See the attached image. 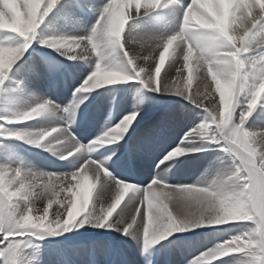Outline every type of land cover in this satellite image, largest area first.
<instances>
[{
    "label": "snow or ice",
    "instance_id": "obj_1",
    "mask_svg": "<svg viewBox=\"0 0 264 264\" xmlns=\"http://www.w3.org/2000/svg\"><path fill=\"white\" fill-rule=\"evenodd\" d=\"M57 3L58 0H43L40 8L33 15L31 0H0V18L7 21L9 25L13 21L20 22L18 29L0 27V34H3L0 35V48L12 49L16 53L10 67L0 75V85L3 84L9 71L30 47V44L37 40L42 45L55 49L60 55L69 59L87 61L94 54L99 57V61L95 63L94 70L74 93L76 103L60 108L54 102L45 100L22 111L13 112L10 118L0 117V137L25 141L51 151V142L46 145H42L41 142L52 137L54 133H59L60 135L55 137L56 142L63 143V137L66 136L72 147L53 154L58 155L60 159H68L74 152H79L81 146L71 134V123L75 122L74 116L80 104H83L87 99V96H81V93H89L93 90L87 89L85 81L93 72H96L104 74L107 81L105 85L136 78L152 92L181 96L207 113L205 121L190 129L182 139L181 145L165 155V160L180 156L185 151H206V148L197 147L192 143L197 138H206L208 143L217 145L218 151L230 157L232 166L225 172L217 173L211 180L202 179V181L192 184L170 185L164 182L165 175L159 173L142 188H137L133 183L121 181L115 175H109L103 170L102 165L106 166L109 162H114L113 158L117 156L116 149L107 150L108 154L99 162L96 159L88 158L70 174L37 173L22 166L12 167L11 163L6 161L0 164V264H18L19 249L26 239L30 237L42 239L44 232L55 234L57 230L68 231L74 222L92 223L96 227L108 225L115 231L137 240L143 245V251L148 253L151 250L150 246L156 245L172 233L207 225L198 224L201 219L199 215L201 208L210 199L209 194L223 198L225 188L229 184L237 185L239 190L244 193L245 198L248 196L253 198L251 203L254 207L251 211V219L232 221L246 223L248 227L228 240L221 241L207 249L198 257L188 261V264H213L214 261L228 257L230 254L232 259L228 264H264V221L261 220V212L264 211V147H261L258 142L259 137L264 135V128L251 129L246 126L248 118L252 116L253 109L258 104L249 113V102L253 98L256 86L260 84L261 79H264V7H260V11L256 15H251L250 9L243 31L236 33L233 26L237 19V13L236 6L232 5L227 10V22L231 25L229 35L234 39L229 41L214 27L189 28L185 19L186 16L194 15L213 24L223 13L222 0H187V2L185 0H130V2L124 3L125 7L127 8L129 5L135 7L127 16L122 14L123 28L111 51L102 46L94 51L89 44V38L95 36L94 29L97 21H100L102 16L107 17L114 11V6L118 4L113 0H107L101 6L96 23L87 35L44 36L38 32L39 25ZM207 3L216 5L217 10L208 9ZM256 5L255 0H252L251 8ZM84 7L79 0H74L69 4L67 14L74 15L75 10H82ZM169 7L180 10L179 28L166 37L150 36L140 40H136L129 32L128 41L130 43L139 42L143 49L142 51H130L129 47L125 46L124 37L129 21L141 15L147 16L152 11ZM21 9H26V11H21ZM29 24H31V30L26 31ZM193 35L210 46L222 42L221 46L214 47L215 53L221 57H225L229 53H236L242 64L233 98L230 123L227 128L220 124L221 105L217 92L206 90L207 86L203 85L202 91L198 88L193 94L169 79L173 68H176L179 63L178 59L168 65L161 75V66L164 64L165 55L175 42H180L178 45L180 47L179 55L183 56L184 61L185 56L189 54V45L199 53L200 50L196 47ZM64 41L71 42L74 46L78 43L80 46L76 47L74 51H67L61 46ZM170 42L171 47H169ZM161 48L162 51H159L157 59L156 53ZM118 51L122 53V58L116 55ZM185 64L183 67L188 68L185 67ZM126 71L129 74H125ZM177 76L183 78L181 69H177ZM204 78L207 79L206 76ZM188 80L191 81L190 72ZM101 87L98 86L94 89ZM258 102L264 104V96ZM50 108L70 113L73 120L65 126L48 129H9L7 127L8 124H20L39 118ZM138 115L139 111H133L123 117L119 124L91 142L87 146V152L92 153L101 140L114 143L122 139ZM109 137L111 139H107ZM245 138L248 140V152H242L233 143L236 139L242 143ZM86 172L91 173L93 187L96 184L99 185L100 191L99 194L98 191L96 193L97 199L102 197L109 201L107 205L101 203L93 213L88 212L87 196L81 198L80 190L89 180ZM6 176L10 178L8 181L5 180ZM10 189L14 190L10 191ZM129 192H138L139 194L129 199L127 203H123L121 207V202ZM61 193H65L62 198ZM44 199L47 200V205L43 209L33 207L37 200ZM78 201L79 210L77 211ZM54 203L59 207L52 212L50 219L49 209ZM170 204L173 205L172 210H170ZM118 207L120 209L118 216L109 225V218L113 217V213ZM41 221L51 227H37L36 225ZM172 222L196 226L179 229L164 227L165 224ZM239 240L254 243L249 247H245L243 244H239L237 247Z\"/></svg>",
    "mask_w": 264,
    "mask_h": 264
},
{
    "label": "bare ground",
    "instance_id": "obj_2",
    "mask_svg": "<svg viewBox=\"0 0 264 264\" xmlns=\"http://www.w3.org/2000/svg\"><path fill=\"white\" fill-rule=\"evenodd\" d=\"M73 2L74 0H58V3L54 5L53 9L47 16H45L44 20L39 25V33L48 37H74L87 35L91 27L96 23L101 6L104 5L107 0H79V2L85 7L82 10H75L74 15L70 16L67 14V9L69 4ZM185 2H187V0H185ZM134 7V5H129L126 8L124 4H119L114 6V11L118 16L120 14L127 16V14L131 12ZM206 7L213 11L217 10V6L212 3H207ZM21 11H26V9H21ZM259 11L260 6L256 5L254 8H251V15H256ZM234 19L236 18L234 17ZM179 22L180 10L175 7L158 9L150 12L147 16L141 15L133 18L126 26L124 33L125 46L129 47L130 51L133 52L142 51L143 49L141 48V44L139 42L130 43L128 41L127 37L129 32L133 34L136 40L150 36L166 37L167 35L174 33L179 28ZM192 23L195 25L194 20ZM244 24H246L245 20L236 19L233 26L235 32L241 33L243 31L242 25ZM197 27L199 26L197 25L196 28ZM193 30H195V28H193ZM179 43V41L175 42L172 48L169 49V52L165 55L164 64L161 66V75H163L168 65L178 59L179 63L176 68H173L172 75L169 79L175 81L179 87L185 88V90L190 93L194 94L198 88L202 91L203 84L201 83V80L203 77L206 76L208 83H212L211 77L207 75V66L205 65L204 67H199L194 56L193 59L188 62L189 67L184 68L183 65L185 64V61L183 60V56L179 55ZM159 51H162V48L156 53L157 59ZM34 52L35 53L27 66L28 69L19 76L18 73L17 75L14 74V79H11L15 82L12 81V85L7 86L6 91H4L5 94L2 96V99L5 100L7 108L11 106V110L6 116L11 117L12 113L15 111H22L45 100L54 102V95L51 91L52 87L54 86V94H57L63 88H56V81L53 82L52 79L47 80L48 78H46L47 74H49L52 70H50L51 67L48 65V63L52 60L57 59L59 62H63V65L66 67L65 72H72L74 76V83L78 81L81 75L89 72L88 66L99 61V57L94 54L89 57L87 61L72 60L60 55L55 49L45 45H43L42 49H36ZM116 55L122 58L121 52L118 51ZM141 63H143V61H141ZM17 65H19V60L16 64H14L9 73H12ZM177 69L182 70V79L177 76ZM189 69H191L190 82L188 80ZM84 77L85 76H83V79ZM126 85L129 86L121 87L119 84L104 85L99 89H93L89 93H81V96H87V99L83 104H80L74 116L75 122L71 123V134L76 138V140L81 139V142H79L81 150L79 152H74V154L68 159H60L58 155L53 154L54 152H63L67 148L72 147L66 136L63 137V143H57L55 137L60 134L54 133L52 137H48L47 140L41 142L42 145H46L51 142V151L46 150L45 147H38L17 139H14V143L10 142L9 144L3 145V151L0 152V164L7 161L11 163L12 167L22 166L37 173L70 174L78 169L88 158L96 159L97 162H99V160L104 159V156L108 154L107 150L116 149L117 156L113 158L114 162H109L106 166L102 165L103 170L109 175H115L121 181H128L131 183L135 182L134 185L137 188H142L140 187V184H142L143 180L146 181L144 182V185H146L159 173H163L165 175L166 180L164 182L170 185H181L192 184L194 182L202 181V179L211 180L217 173L227 171L224 168L223 157L220 156V153H215L216 155L214 159H209L206 163L204 162L205 164L203 163L204 166L202 168H200V163L197 161V158H195L201 151H185L180 156L171 157L170 160H165V154L170 153L177 146H180L185 134L188 133L190 129L205 121L207 113H205L202 109L195 107L187 99L181 96H177L175 94L155 93L147 88L145 90L142 83L140 86H134L133 88L132 86L130 87V84ZM125 88L128 89V92L125 95L120 94L117 96L118 94L116 92H122ZM102 94L103 96L100 98L102 100L95 103L98 96ZM115 95L117 97H115ZM127 95L129 96L128 103L127 100H125ZM103 97L106 98L103 99ZM178 98L182 101V103L178 100ZM71 101L72 104L76 103V100H73L72 98ZM167 103L170 107L166 106ZM109 105L112 106V110L114 108L119 112L118 116L120 122L123 117L133 111H139V115L129 126L122 139H119L114 143H100L92 153H89L87 152V146L106 132L102 129H104V124H107L108 121H105L106 118L103 116V113L105 111V107H108ZM259 105L261 107H259ZM87 111H91L90 116H88L87 119H84L83 116ZM165 111H169V113H166L165 115ZM162 114L169 117V123L165 125H158L159 120L162 118ZM98 116L100 117L99 120ZM95 119L97 121H95ZM72 120L73 116L70 113L50 108V110L43 116L34 118L28 122L14 124L15 126L12 125V127L15 129H48L56 126H65ZM247 122L250 123L251 129L264 128V104L258 102L256 108L253 109L252 116L248 118ZM151 125H154L156 129L158 128L157 130L162 129L163 132L172 130L173 133H178L174 138L175 140L177 139L176 142H174L173 145H164L161 148H156L155 146L148 147L146 144L141 146V144H138L140 134L144 132V128ZM178 125L181 126L179 127ZM181 128H183V131L180 133ZM78 130L87 131L90 135L88 141H82V135L79 136L75 133V131ZM128 140H130V161L127 160V154L123 151ZM82 142L84 144H81ZM192 143L197 147H204L207 150L215 148L214 152H217L218 150L217 145H215V147L211 146L210 143L206 141V138H197L193 140ZM20 145L24 146L25 149H23ZM150 148L154 151V155H152L153 153L149 151ZM160 154L162 155L158 158ZM131 161L133 163L132 170H130V167L132 166ZM156 166H159L158 169H156ZM197 172V177H191V174ZM85 174L89 176V180L84 183L83 189L80 190L81 198L87 196L88 212L93 213L101 203L107 205L109 201L104 200L102 197L97 199L96 193L98 191L99 194V185L96 184L95 187H93L94 182L91 180V173L86 172ZM6 179L9 180L10 178L8 177ZM138 194V192H129L128 196L126 195L124 201L121 202V207L123 206V203H127L129 199L137 196ZM64 195L65 193H61V198ZM46 205V199L37 200L33 207L36 209H43ZM58 207L59 205L54 203L49 209L50 219L52 212ZM169 207L170 210L173 209V205L170 204ZM78 210L79 201L77 203V211ZM119 210L120 209L118 207L116 212L113 213V217L109 218V225L117 218ZM88 224L93 231L97 233L103 232V238L98 240L97 243H94V245L87 244L85 247L81 248L77 252L76 261L71 259L68 262H58L57 260L47 258V260L41 262V264H103L108 257L110 248L112 247H114V249L116 248L115 250L117 251V255L120 256L114 260V262H116L115 264H119V260L123 258L124 259L120 262V264H126V258L128 260L127 264H154L158 257H166L167 261H171L170 263L167 262L168 264H177L178 261L185 264L190 261L188 258L190 250H184L186 249L185 245L183 248L180 247L178 235L182 232L170 234L164 240L159 241L156 245L150 246L151 250L148 253H145L143 251V245L130 236L123 235L121 232L115 231L108 225L104 227H96L92 223ZM207 226H202L198 230V234L204 232L202 235H205L208 233V228H206ZM202 235L195 237L198 238V242H201L202 240L205 241V238L202 237ZM163 246L164 249L162 248ZM118 249L123 250V253ZM163 262L165 263V261Z\"/></svg>",
    "mask_w": 264,
    "mask_h": 264
},
{
    "label": "rangeland",
    "instance_id": "obj_3",
    "mask_svg": "<svg viewBox=\"0 0 264 264\" xmlns=\"http://www.w3.org/2000/svg\"><path fill=\"white\" fill-rule=\"evenodd\" d=\"M179 24H180V22H179ZM39 30L40 29L38 28V32H39ZM0 35H3V34H0ZM42 48H43V45L38 40L32 42L30 44V47L22 54L21 58L19 59V65L16 66L17 68L15 67L14 71L12 73L7 74L3 84L0 85V117L10 118L9 116H6V115L11 110V106L7 108L5 100L2 99V96H4V94H5L4 91H6V87L9 85H12L11 83L13 81L12 79H14V74L17 75V73H18V76H19L25 70L28 69L27 66H28L29 62L31 61L33 54L35 53L34 51L36 49L38 50V49H42ZM41 51H43V50H41ZM54 64H55V66H54ZM57 64H58V66H57ZM48 65L51 67V68L49 67L50 70L51 69L52 70L50 71L49 74H47V77H46V78H48L47 80L52 79L53 81H55V79H57L59 84L55 87L56 88L59 87L58 89H61L60 87L63 88V89H61V91L59 90L60 92H58L57 94H54V92H53L54 86L52 87L51 91L54 95V103L56 105H59L60 108H64V107L72 104L71 98L73 100H75L74 93L81 86L82 82L87 77V74L89 75L94 70L95 63H92V65L88 66L89 72L81 75L80 78L78 79V81L76 82L77 84L74 83V78H73L74 76H73L72 72H70V71L65 72L66 67L63 65V62H59L57 59H55V60H52L51 62H49ZM125 74H129V73L126 71ZM64 75H66V76H64ZM83 76H85L84 79H83ZM13 82H15V81H13ZM116 84L117 85L119 84L121 87H128L129 85H126V84H130V87L132 86V88H133L134 86H140L141 82L139 79L133 78V79H130L126 82H119ZM144 89L146 90L145 87H144ZM127 92H128V89L125 88L122 92H120V91L116 92L118 94V95L117 94L116 95L117 96H119L120 94L125 95ZM59 93H60V95H59ZM116 95H115V97H117ZM102 96H103V94L98 96V98L95 100L96 101L95 103H97L99 100H102V99H100V98H102ZM128 97H129L128 95L125 97L126 98L125 100H127V103L129 100ZM105 98L106 97H103V99H105ZM178 100L182 103V101L179 98H178ZM166 106L170 107V105H168V103L166 104ZM111 107L112 106H110V105L108 107L106 106L105 111L103 113L104 114L103 116L106 118L105 121H108L107 124H104V126H105L104 129H102L105 131H106V129H108L110 127L111 128L115 127L120 122L118 115L111 116V110H112ZM259 107H261V106L259 105ZM90 113H91V111L88 112V114H86V115L90 116ZM166 113H169V111L164 112L165 115H166ZM164 114H162V116H161L162 118L159 120L160 124L158 122V125H163V124L165 125V124L169 123V117L165 116ZM99 119H100V117L98 116V120ZM164 119H166V120H164ZM95 121H97V120L95 119ZM12 125L15 126L14 124H8L7 127L11 128ZM106 125H107V127H106ZM178 126L180 127L181 125H178ZM246 126L250 128V123L247 122ZM153 127H154V125H151V126L144 128V130H143L144 132H142L140 134V140H139L138 144H141V146L146 144L148 147L149 146H155L156 148L157 147L161 148L164 145H173L174 142H176L177 139L175 140L174 138L176 137V135L178 133H173L172 130H170V131L168 130L167 132H163L162 129L157 130L158 128L156 129V127H154V128ZM181 131H183V128L180 129V133H181ZM75 133L79 136L82 135V139H83L82 141H84V142L88 141V138L90 137V135L87 133L86 130H78V131H75ZM80 140L81 139H77V141L81 142ZM10 142L14 143V138L0 137V152L3 151V145L9 144ZM81 144H84V143L82 142ZM210 145L215 147V144L210 143ZM20 146L23 149H25L24 146H22V145H20ZM147 146H146V148H147ZM163 150H165V149H163ZM149 151H151V153H153L152 155L155 154L154 151H152V148H150ZM214 151H215V148L210 149V150L208 149L206 151H201L198 154V156L195 157V158H197V161H199V163H200V165H199L200 168H202L204 166L203 163L204 162L206 163L207 160L209 161V159H214L215 155H216L215 153H220V156L223 157L224 168L226 170L230 169L232 166V160L230 159V157L228 155L218 151V150H217V152H214ZM161 155L162 154H160L158 156V158ZM156 169H158V167H156ZM197 174H198V172L193 173V174H191V177H197ZM6 178H8L7 176L5 177V180L8 181V179H6ZM144 182H146V181L143 180L142 184H140L141 186L139 184L138 185L140 187H143L142 185H144ZM132 183L134 184L135 182H132ZM10 191H12V190L10 189ZM13 199H15V197H13ZM205 226H207V225H205ZM247 227H248V225L246 223H243V222H231L229 224L220 225V226H207L206 228H208L207 229L208 233H206L205 235H202L204 232L198 234V230L201 227L195 228V229L190 228V229H187L178 235L180 247L183 248L185 245L186 249H184V250H190L188 258L190 260H192L193 258L201 255L207 249H210L213 246L217 245L221 241H226L231 236H234V235L246 230ZM39 231H43V230H39ZM103 235H104L103 232L97 233V232L93 231V229H91V227L89 226L88 223L82 224V223H76V222H74L73 226L68 231L57 230V232L55 234H50V233L44 232L42 239H33L30 237V238L26 239L21 244V248L19 249V255H18V264H41V262L46 261L47 258L51 259V260H57L58 262H68L71 259L76 261L77 260V252L81 248L85 247L87 244L94 245V243H97L98 240L103 238ZM200 235H202V237L205 238V241H203V240L201 242L197 241L198 238H195V237H199ZM199 243H202V244H199ZM162 248L164 249V246ZM115 249H114V247L110 248L108 257H107L106 261L104 262L105 264H115L116 263V262H114V260L120 256L117 255V251ZM37 250H38V254H37ZM119 251L123 253V250L120 249ZM126 254H127V251H126ZM123 259L119 260V264ZM166 259H167L166 257L165 258H159L158 257L154 264H168L171 262V261H167ZM231 259H232V255L230 254V256H228V257L220 258L217 261H214L213 264H228V262ZM127 261L128 260L126 258V264H127ZM163 261H165V263ZM177 264H182V263H181V261H178ZM185 264H188V263H185Z\"/></svg>",
    "mask_w": 264,
    "mask_h": 264
},
{
    "label": "clouds",
    "instance_id": "obj_4",
    "mask_svg": "<svg viewBox=\"0 0 264 264\" xmlns=\"http://www.w3.org/2000/svg\"><path fill=\"white\" fill-rule=\"evenodd\" d=\"M43 0H31V8L33 15L37 9L40 8ZM116 4H124L130 2V0H113ZM255 3L260 7H264V0H255ZM236 6L237 19H247V14L250 13L252 7V0H222L223 13L213 24H209L199 16H186V22L189 28L196 27H214L217 29L222 36H225L229 41L234 39L233 36L229 35L231 25L227 22V10L232 6ZM247 10V12H246ZM195 21V25L192 21ZM20 26L19 21H13L11 25L8 24L3 18H0V27H10L18 29ZM197 27V28H199ZM244 27V25H242ZM123 28V17L122 14L119 16L115 11L109 13L107 17L102 16L100 21H97L96 28L94 29L95 36L89 38V44L95 51L98 47H104L111 51L112 46L118 41L120 32ZM31 30V24L28 25L26 31ZM247 33L245 32V35ZM193 40L196 41V47L200 50L199 53L196 49H193L191 45L188 48V55L185 56V67H189L190 62L195 56L196 63L199 67L207 66V75L211 77L212 83L209 84L206 78H202L201 83L206 85V90L215 91L220 96V124L227 128L230 123V116L232 112L233 98L237 86V80L240 75V69L242 64L238 60L236 53H229L225 57H221L215 53L214 47L221 46L222 42H217L215 46H210L199 37L193 35ZM67 51H74L76 47L80 45L77 43L75 46L73 43L64 41L61 44ZM171 47V42L169 44ZM167 50V49H166ZM195 50V52H194ZM15 50L0 48V75L10 67L14 57ZM99 68V65H97ZM191 77V69H189ZM106 77L103 73L97 74L93 72L88 80L85 81L87 89L91 90L98 86H104L106 83ZM264 96V79H261L259 85L256 86L253 92V98L249 102V113L256 106L260 98ZM111 139V137L107 138ZM101 143L106 142L101 140ZM259 145L264 147V135L259 137ZM234 144L242 151L248 152L249 145L247 138L241 143L239 139L233 141ZM247 187V186H245ZM210 199L201 208L199 215L201 219L198 221L199 225H224L232 221L251 219V211L254 207L252 197L248 196L245 198L244 193L239 190V187L235 184H229L224 191L223 198H218L214 194H209ZM261 220L264 221V211L261 212ZM37 227H51L41 221ZM196 225H181L174 222L165 224L167 228H188ZM235 242V241H234ZM254 242L239 240V244H243L245 247L252 246Z\"/></svg>",
    "mask_w": 264,
    "mask_h": 264
}]
</instances>
